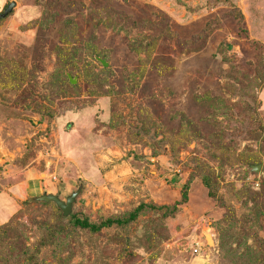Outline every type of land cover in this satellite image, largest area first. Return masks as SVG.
I'll return each mask as SVG.
<instances>
[{
    "label": "rangeland",
    "instance_id": "rangeland-1",
    "mask_svg": "<svg viewBox=\"0 0 264 264\" xmlns=\"http://www.w3.org/2000/svg\"><path fill=\"white\" fill-rule=\"evenodd\" d=\"M12 3L0 264H264V0Z\"/></svg>",
    "mask_w": 264,
    "mask_h": 264
},
{
    "label": "water",
    "instance_id": "water-1",
    "mask_svg": "<svg viewBox=\"0 0 264 264\" xmlns=\"http://www.w3.org/2000/svg\"><path fill=\"white\" fill-rule=\"evenodd\" d=\"M15 6H16L15 3H12L11 5H9V7L4 12V14L0 15V18L6 17L10 12H12ZM70 80L72 81L73 84L76 83V81L74 79H71V77H70ZM253 170L258 172L260 168L255 167L253 168ZM80 193H81V189H78L76 192H74L71 196L67 198L66 202L61 200V198L58 195L47 193V191H45L43 196L34 197V198H31L30 200L38 201L40 203H54L58 207V209L61 210L63 216L68 217L73 212V206L77 200V197L80 195ZM207 241L210 246L214 245V240L211 235H207Z\"/></svg>",
    "mask_w": 264,
    "mask_h": 264
},
{
    "label": "trees",
    "instance_id": "trees-1",
    "mask_svg": "<svg viewBox=\"0 0 264 264\" xmlns=\"http://www.w3.org/2000/svg\"><path fill=\"white\" fill-rule=\"evenodd\" d=\"M205 184H206L207 187L212 186L211 183H210L209 181H207ZM215 193H216V192H212L211 194L214 195ZM30 201H31V200H30ZM143 209H144V206H143V205L140 206V207H139V210H136V213L130 217L131 221H132V220H133V221L136 220L137 217H138V214H139ZM70 216H71V215H70ZM109 224H110V222H109ZM117 224H118V225H121V224H125V222H123V221H118ZM75 225H76V226H79V227L82 228V229H88V228H90V229H93V230H95V231H99V230L101 229L100 227H95L94 225H91V224H89L88 222L81 221V220H77L76 223H75ZM0 230L3 231L4 229H3V228H0Z\"/></svg>",
    "mask_w": 264,
    "mask_h": 264
},
{
    "label": "crops",
    "instance_id": "crops-1",
    "mask_svg": "<svg viewBox=\"0 0 264 264\" xmlns=\"http://www.w3.org/2000/svg\"><path fill=\"white\" fill-rule=\"evenodd\" d=\"M29 185H25V189L23 190V195L25 194V195H34L35 196L38 193H45V191H47V193H51V192L48 191V189H42L38 185H34L32 183H29ZM29 198L31 199V198H34V197H29Z\"/></svg>",
    "mask_w": 264,
    "mask_h": 264
}]
</instances>
